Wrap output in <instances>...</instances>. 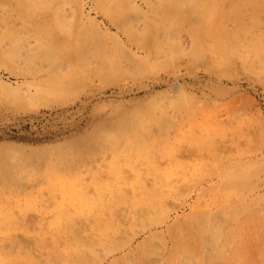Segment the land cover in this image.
Segmentation results:
<instances>
[{
  "label": "rangeland",
  "instance_id": "374dc122",
  "mask_svg": "<svg viewBox=\"0 0 264 264\" xmlns=\"http://www.w3.org/2000/svg\"><path fill=\"white\" fill-rule=\"evenodd\" d=\"M263 39L264 0H0V264L66 226L75 264H264Z\"/></svg>",
  "mask_w": 264,
  "mask_h": 264
},
{
  "label": "bare ground",
  "instance_id": "6f19581e",
  "mask_svg": "<svg viewBox=\"0 0 264 264\" xmlns=\"http://www.w3.org/2000/svg\"><path fill=\"white\" fill-rule=\"evenodd\" d=\"M263 36V35H262ZM261 37V36H260ZM261 39V38H260ZM264 40V39H263ZM259 42V41H258ZM264 44V43H263ZM261 45H262V43H261ZM264 47V46H263ZM6 188H8L9 189V187H6ZM171 188V187H170ZM60 208V207H59ZM204 213V212H203ZM120 215V214H119ZM193 215V214H192ZM263 215V214H262ZM196 216H198V215H196ZM194 217V218H192L191 219V221L190 222H188V223H191L193 226L192 227H190V229L189 230H185V231H181V229H180V227H179V229H180V231L179 232H177L176 230V232H172V238H174V239H176V240H178V241H180L181 243H182V240L183 239H187V240H193V239H197L198 240V238H203V237H205L206 236V231L205 230H201V227H203L205 224H206V220L205 219H201L200 217ZM261 216V215H260ZM256 217H257V222H259V223H264V216L263 217H261V218H258V216H256L255 215V219H256ZM191 218V217H190ZM187 221V220H186ZM186 221H184V222H186ZM148 224V223H147ZM184 223H182V225H183ZM180 225V224H179ZM213 225V224H212ZM260 225V224H259ZM214 226V225H213ZM261 226V225H260ZM262 227V226H261ZM59 228V227H58ZM57 228V229H58ZM176 229V228H175ZM210 229V228H209ZM212 229V228H211ZM260 229H262V228H260ZM63 231H65V238L64 239H66V242H65V245H66V252H63V251H60L59 249H55V250H52V251H50L51 253L48 255V259L47 260H45V261H43V260H40V259H38V258H36L35 257V259H29V261H28V263H24V261H21L20 259H17L16 260V263L17 264H44V262H45V264H75V263H73V261H71L70 260V258H69V256L67 255V252H70V250H74V251H76V253H77V255L79 256V258H81L82 257V250H81V248L83 247L84 249L83 250H85V246H87V245H89V244H86L85 242H84V237H82V239L80 238V236H81V233H82V228L81 227H78V226H66L65 228H63L62 229ZM182 230H184V229H182ZM264 231V230H263ZM216 232L217 231H215V233L214 234H216ZM263 233V232H262ZM208 234H209V232H208ZM21 235V234H20ZM218 235H220V234H218ZM18 236H19V233H18ZM63 236V235H62ZM210 236V235H209ZM213 237H214V235H213ZM220 237V236H219ZM54 238V237H53ZM216 238V237H215ZM214 238V239H215ZM264 238V237H263ZM21 239H23V238H20V240ZM173 239V240H174ZM207 239V240H206ZM208 239H210V238H205V240L206 241H208ZM213 239V238H212ZM216 239H218V236H217V238ZM24 240V239H23ZM23 240H21V241H23ZM186 240V241H187ZM32 240H30L29 241V243L31 242ZM201 241V240H200ZM217 241V240H216ZM174 242H175V240H174ZM210 242H211V239H210ZM212 242L214 243L215 241L214 240H212ZM33 243V242H32ZM177 243V242H176ZM199 243V242H198ZM207 243V242H206ZM30 245H32V244H30ZM49 245H50V242H49ZM177 245H178V243L176 244V247H177ZM182 245H183V243H182ZM188 245V244H187ZM186 246V245H185ZM158 247V246H157ZM175 247V248H176ZM180 247V246H179ZM183 247V246H182ZM191 247V246H190ZM205 247V246H204ZM86 248H88V247H86ZM141 248H142V246H141ZM144 248V247H143ZM193 248V247H192ZM199 248V247H198ZM213 248H214V246H213ZM174 249V248H173ZM178 249V248H177ZM208 250H206V251H209L210 252V249L209 248H207ZM36 250V249H35ZM62 250V249H61ZM182 250V249H181ZM188 250H189V248H188ZM213 250V249H212ZM88 251V250H87ZM142 252H143V250H141ZM141 251H140V253H141ZM145 251V250H144ZM185 251V253H186V250H184ZM196 251L197 252H199L198 251V249L196 248ZM84 252V251H83ZM139 252V251H138ZM156 252H158V251H156ZM172 252H174V251H172ZM175 252H179V251H175ZM181 252H183V251H181ZM196 252V254H198ZM73 253V252H72ZM85 254L84 255H86L87 253L86 252H84ZM207 253V252H206ZM146 254V253H145ZM175 254V253H174ZM74 255V254H73ZM83 255V256H84ZM141 255V254H140ZM184 255L186 256V258L184 257ZM189 255V254H188ZM188 255H186V254H183L182 255V257H183V259L181 258V260L183 261L184 259H186L187 260V257L189 258V256ZM194 255V254H193ZM226 255V254H225ZM87 256H88V254H87ZM142 256H144V255H142ZM172 256V255H171ZM180 256V255H179ZM178 256V257H179ZM146 257H147V255H146ZM157 257V256H156ZM156 257L154 256V258H153V260L154 259H156ZM191 257V256H190ZM129 258H131V257H129ZM142 258V257H141ZM144 258V257H143ZM142 258V260H144ZM174 258V257H173ZM254 258V257H253ZM73 259V258H72ZM85 259V258H84ZM87 259H88V257H87ZM136 259V258H135ZM169 259H171L170 257L168 258V263H170L171 264V261L169 260ZM176 259V258H175ZM178 259V258H177ZM190 259H192V257L190 258ZM189 259V260H190ZM193 259H194V256H193ZM192 259V260H193ZM134 260V259H133ZM149 260V259H148ZM172 260V259H171ZM43 261V262H42ZM138 261V260H137ZM145 261V260H144ZM143 261V262H144ZM147 261V260H146ZM178 261V260H177ZM76 262V261H75ZM80 262V261H79ZM85 262H86V260H85ZM124 262V261H123ZM148 262V261H147ZM156 262V261H155ZM193 262V261H192ZM176 262H174V264H175ZM185 264L186 262H182V264ZM190 263V262H189ZM80 264H81V262H80ZM121 264V263H120ZM136 264V263H135ZM139 264H145V262L144 263H142V261H141V263H140V260H139ZM177 264H180L179 262H177ZM219 264H223V263H219Z\"/></svg>",
  "mask_w": 264,
  "mask_h": 264
}]
</instances>
